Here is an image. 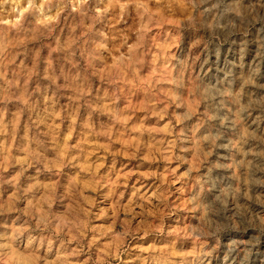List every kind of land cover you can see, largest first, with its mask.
<instances>
[{
  "label": "rangeland",
  "instance_id": "374dc122",
  "mask_svg": "<svg viewBox=\"0 0 264 264\" xmlns=\"http://www.w3.org/2000/svg\"><path fill=\"white\" fill-rule=\"evenodd\" d=\"M263 257L264 0H0V264Z\"/></svg>",
  "mask_w": 264,
  "mask_h": 264
},
{
  "label": "bare ground",
  "instance_id": "6f19581e",
  "mask_svg": "<svg viewBox=\"0 0 264 264\" xmlns=\"http://www.w3.org/2000/svg\"><path fill=\"white\" fill-rule=\"evenodd\" d=\"M256 54L254 55V59L256 60ZM256 63V62H255ZM253 72H255V70L253 69ZM252 125H253V123H252ZM262 264H264V257H263V263Z\"/></svg>",
  "mask_w": 264,
  "mask_h": 264
}]
</instances>
